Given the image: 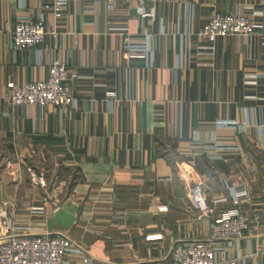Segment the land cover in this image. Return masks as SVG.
<instances>
[{"label":"crops","instance_id":"crops-1","mask_svg":"<svg viewBox=\"0 0 264 264\" xmlns=\"http://www.w3.org/2000/svg\"><path fill=\"white\" fill-rule=\"evenodd\" d=\"M44 1L0 0V201L10 233L67 234L69 264L159 261L175 241L210 234L212 219L186 195L196 185L214 211L245 216L241 237L218 242L223 254L264 264V0H154L142 17L133 0H63L55 35L12 47L16 16L52 19ZM210 9L261 26L215 37L210 54L194 35ZM119 29L145 37L149 65L123 56ZM53 57L77 73L66 80L70 104L1 100L9 82L44 77Z\"/></svg>","mask_w":264,"mask_h":264},{"label":"built area","instance_id":"built-area-1","mask_svg":"<svg viewBox=\"0 0 264 264\" xmlns=\"http://www.w3.org/2000/svg\"><path fill=\"white\" fill-rule=\"evenodd\" d=\"M103 1L110 8L116 1L130 0ZM133 1L137 4L138 16L142 17L147 14L144 2L154 0ZM63 5V0H47L41 4V8L50 10L52 19L46 18L42 10H37L34 15L16 16L9 34L10 45L14 48H25L40 43L47 32L55 35L53 19L60 15ZM259 26L260 22L250 20L242 13H220L210 9L194 35L199 41L205 42L198 47L211 54V42L215 37L227 34L249 35ZM118 33L121 34L123 56H139L144 64L149 65L150 48L145 37L141 41H135L125 29H119ZM184 33L188 34V31ZM76 76L74 70L67 68L65 60L53 57L48 63L44 77L22 84L9 82L1 100L7 105H68L73 100V90L66 80ZM32 176L33 174L29 173V177ZM235 194L245 196L246 192L241 188L235 191ZM186 195L199 215L212 219L209 236L203 239L186 236L170 246L166 258L141 264H240L239 256L224 255L218 242H230L243 235L247 229L244 214L236 207L214 211L213 205L206 203L204 193L196 185H190ZM10 229V217L0 201V264H69L62 258L65 252L74 249L67 234L10 233ZM81 260L84 264L88 257L85 256Z\"/></svg>","mask_w":264,"mask_h":264}]
</instances>
